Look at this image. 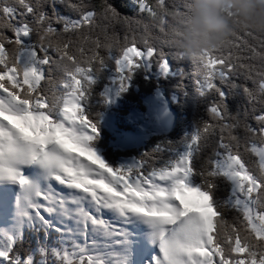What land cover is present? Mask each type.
Masks as SVG:
<instances>
[{"label":"snow or ice","instance_id":"1","mask_svg":"<svg viewBox=\"0 0 264 264\" xmlns=\"http://www.w3.org/2000/svg\"><path fill=\"white\" fill-rule=\"evenodd\" d=\"M189 9V0H0V179L19 188L0 264H264V33L234 20L224 41L192 49ZM170 56L191 59L204 118L166 162L146 152L104 163L89 147L95 74L114 62L124 90L135 67L167 72ZM79 105L88 119L76 123ZM56 130L107 172L80 161ZM186 189L206 211L185 206ZM12 203L0 189V219ZM26 225L43 234L31 250Z\"/></svg>","mask_w":264,"mask_h":264},{"label":"trees","instance_id":"2","mask_svg":"<svg viewBox=\"0 0 264 264\" xmlns=\"http://www.w3.org/2000/svg\"><path fill=\"white\" fill-rule=\"evenodd\" d=\"M118 6L121 0H114ZM124 14H130L128 9L121 8ZM117 34L123 38V32L117 29ZM167 51V50H166ZM149 68L141 64L135 67L127 82V87L120 90L119 86L113 83L115 78L114 62L109 63L98 73L90 85L89 96L86 101V109L96 126V132L89 141L90 146L100 153L109 165H116L120 158L130 157L132 161L139 159L144 153H153L160 162L168 161L183 147L187 137L192 133L195 126L204 118L205 107L203 98L197 93L193 86L194 65L190 58L169 57V67L173 74L158 73V63H149ZM79 79V77H78ZM110 86L118 88L117 108H111L119 121V129L128 131L132 126L124 124L125 116L132 106L144 109L142 99L153 95L160 90L163 95L171 100V106L177 112L176 123L168 132H153L144 139L142 144L134 148H123L116 146L113 136L105 129L101 121V115L108 109V97L106 90ZM83 109V105H80ZM88 114L83 111L81 118L88 119ZM159 146V149H158ZM24 239L21 242L23 250H31L43 234L25 226ZM49 264H54L49 261Z\"/></svg>","mask_w":264,"mask_h":264},{"label":"rangeland","instance_id":"3","mask_svg":"<svg viewBox=\"0 0 264 264\" xmlns=\"http://www.w3.org/2000/svg\"><path fill=\"white\" fill-rule=\"evenodd\" d=\"M144 66L149 68L150 65L149 63H146L144 64ZM158 70H159L158 73L163 74L162 76L166 75L167 73L173 74V71L170 70V67H169V71L165 72L158 65ZM114 81L115 78H113V83H115ZM106 94L108 97L109 105H108V109H106V111L101 115V121L105 126V129L113 136L116 146H120L123 148H131V147L134 148L135 146L142 144L144 139L147 138L153 132L155 133L164 132L160 127L158 118L156 116L157 108L160 105L164 104L166 100V97L163 95V93L160 90H156L153 95L146 96L142 99L143 101L142 103L144 106L143 110L141 108H137L136 106H132V108L129 109L128 114L124 118L125 119L124 124L132 126L131 129L128 131L119 129L121 128V126L119 124L118 119L115 116L116 114L115 112L110 111L111 108H117V106L119 105L118 97H117L118 88L116 86H110L106 90ZM171 100H173V98L168 97V101H169L168 104L170 105L171 109H174L171 106ZM73 103L75 104L77 103V101H73ZM74 113L77 116L76 123H80L81 116L83 113L82 107H80L79 105L74 110ZM117 124L120 126L119 128ZM18 127H20L27 135H33L32 130L26 127L25 125L18 124ZM54 135L55 138L59 140L66 148L70 149L73 153H75L80 161H83L85 164L91 165L95 171L107 172V169L104 168V163H106V160H104L100 156V153L98 151H96L90 146V143H89V147L92 148L104 160V163H102L100 159H97L96 155L85 150L83 146L74 143L63 131L56 130ZM132 162L133 161L130 157L120 158L116 163V165L131 164ZM93 178L99 179V177H89V179H93ZM100 187L102 190L103 186L101 185ZM0 189L10 190L12 193V200H13L12 208L9 211L7 217L0 219V231L3 230L13 231L17 224V211H16L15 201H16V194L19 188L16 183H14L9 179H0ZM180 198L184 202L186 207L202 212L206 211V209L204 208V199L197 192L186 189L180 194ZM24 231H25V227L23 229V233Z\"/></svg>","mask_w":264,"mask_h":264},{"label":"clouds","instance_id":"4","mask_svg":"<svg viewBox=\"0 0 264 264\" xmlns=\"http://www.w3.org/2000/svg\"><path fill=\"white\" fill-rule=\"evenodd\" d=\"M189 3L186 39L192 49L224 41L233 30L234 20L241 27L264 33V0H189Z\"/></svg>","mask_w":264,"mask_h":264},{"label":"water","instance_id":"5","mask_svg":"<svg viewBox=\"0 0 264 264\" xmlns=\"http://www.w3.org/2000/svg\"><path fill=\"white\" fill-rule=\"evenodd\" d=\"M168 102L166 98L164 104L160 105L156 110L159 125L164 132H168L172 129L177 117L176 111L170 108Z\"/></svg>","mask_w":264,"mask_h":264}]
</instances>
